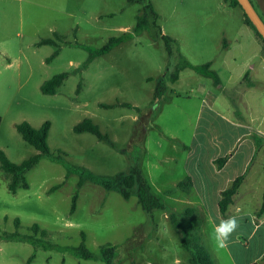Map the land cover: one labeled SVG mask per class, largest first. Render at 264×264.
I'll return each instance as SVG.
<instances>
[{"label":"rangeland","instance_id":"rangeland-1","mask_svg":"<svg viewBox=\"0 0 264 264\" xmlns=\"http://www.w3.org/2000/svg\"><path fill=\"white\" fill-rule=\"evenodd\" d=\"M225 1L143 0L131 5L127 0H0V152L15 165L38 155L16 127L28 122L40 129L49 122L47 143L52 155L42 156L24 174L29 188L22 189L20 183L15 194L9 191L10 176L0 169V264H27L33 254L32 264H106L76 257L73 249L82 244L95 256L105 245L123 247L125 256L116 264H191L171 215L191 235L193 227L201 226L202 242L215 264H245L264 251L261 231L252 236V220L243 217H236L240 226L228 246L215 247L210 236L220 221L211 225L204 215L186 211H197L199 201L205 199L214 212L217 193L182 194L173 185L181 177L180 164L167 176L158 171L168 165L152 167L167 158L182 159L183 153L173 147L190 143L200 119L196 97L201 96L202 86L215 90L213 80L186 70L177 88L184 94L180 99H166L154 119L138 111L150 106L157 79L171 85V74L182 64H209L225 82L223 47L234 44L242 17L240 9L233 10ZM56 34L63 36L58 47L37 45ZM162 35L173 39L171 57ZM117 37L123 38L120 44L100 53ZM58 49V56L48 62ZM63 73L67 78L56 94L44 95L42 84ZM191 89L196 97L189 94ZM238 98L232 94L227 101L236 105L234 115L243 130L235 132L216 116L206 122L204 115L199 123L209 124V130L201 142L210 143L216 136L230 146L252 131L264 132V98L254 100L252 114ZM225 108V101L217 103L220 114H227ZM87 119L109 137L111 146L92 134L74 133V127ZM250 140L258 141L255 136ZM246 148L243 143L238 149L244 153ZM140 158L141 171L165 207L152 215L142 210L135 194L127 201L89 180L80 187L79 173L69 170L79 167L110 179L127 172ZM34 225L47 236H34ZM14 234L16 238L7 239ZM30 236L39 241L36 246L26 239Z\"/></svg>","mask_w":264,"mask_h":264},{"label":"crops","instance_id":"crops-1","mask_svg":"<svg viewBox=\"0 0 264 264\" xmlns=\"http://www.w3.org/2000/svg\"><path fill=\"white\" fill-rule=\"evenodd\" d=\"M225 1V0H224ZM258 14L264 21V0H250ZM225 3L232 8L228 2ZM237 10L240 8H232ZM241 10V9H240ZM242 12L241 26L235 34L233 45H226L223 47V53L225 54L221 67H223L226 75L225 82L219 76L220 84L215 85V90H209L208 88H202L200 92L201 96H195L192 94L193 89L189 91V94L195 96L199 100V117L198 121H203V117L206 122L211 117L220 118L224 124L240 133L243 130V125L241 124L240 118L235 117L236 105H231L227 101L232 94H236L239 98L241 97L243 107L246 110L253 111L254 100L258 98H264V46L262 42L257 38L254 31L246 25L244 13ZM190 70V69H186ZM185 71V70H184ZM182 74H180L179 79L174 84L168 85L169 90L166 99L170 101L173 98L180 99L182 95L178 92L177 88L180 86L182 80ZM194 72L193 70H190ZM221 71V70H220ZM186 72V71H185ZM199 78H206L196 72ZM217 73V72H216ZM193 80V76L189 77ZM209 79V78H208ZM195 81V80H194ZM195 82L190 83L192 87ZM197 84V82H196ZM198 85V84H197ZM262 89V90H261ZM189 94L185 93L186 98H189ZM238 98V99H239ZM166 100V101H167ZM225 101L227 103V114H220L217 112V103ZM253 103V104H252ZM198 124L195 126L193 131L192 139L189 144L181 143L180 145H175L174 150L182 152V159L178 162L177 159L171 161L168 160L161 161L160 163L154 164L152 167L156 170L162 168L163 165H168L169 167L161 170H157L162 175H169L173 173L174 168L179 164L182 169L181 177L174 183L175 190L183 193H217L216 204L214 212L210 210L207 200H200L198 205L199 209L194 210V216L204 215L205 221L213 225L217 221L223 219L219 211V201L221 199V193L239 176L244 175V181L238 191V193L233 197V203H231L228 212L227 220L229 217H243L250 218L251 223L254 225L253 235L261 231V236L264 241V216L258 218L257 213L262 205V198L264 193V184L259 183L262 179V173L264 172V143L262 144V139H264V132L252 131L247 134L240 142L239 137L230 146L226 145L224 142L217 139L216 136L212 137L210 143L201 142V139L205 137L209 130V124L205 125ZM256 137L257 142L250 140L251 137ZM249 140V141H248ZM238 142V144H237ZM243 143L248 144L246 152L240 153V146ZM229 156V159L222 169H218L215 161L219 158ZM170 162H172L170 164ZM181 162V163H180ZM179 165V166H180ZM257 167V168H256ZM147 178V177H146ZM190 178L192 181V186L187 190H182L178 185L180 182ZM149 183L151 184L150 178ZM260 184V185H259ZM152 190L154 189L153 185ZM154 193V191H153ZM167 193H173L167 191ZM196 205V204H190ZM200 227L201 226L196 225ZM202 232V231H201ZM203 236V235H202ZM264 256V251L258 256V258L251 260L245 264L261 263V259Z\"/></svg>","mask_w":264,"mask_h":264},{"label":"trees","instance_id":"trees-1","mask_svg":"<svg viewBox=\"0 0 264 264\" xmlns=\"http://www.w3.org/2000/svg\"><path fill=\"white\" fill-rule=\"evenodd\" d=\"M128 4L134 5L138 4L140 5L143 0H127ZM229 5L232 8H240L243 13L244 10L240 6L239 2L237 0H228L227 1ZM148 8H151L152 11L153 7L151 4H149ZM147 10L144 12L146 13ZM245 22L246 25H248L255 33L257 38L262 42L264 46V40L261 37V35L257 32L256 28L253 26L251 21L248 19L246 14L244 13ZM63 39V36L56 34L55 39H44L40 41L37 45L39 46H55L58 47L57 40ZM162 39L165 42V47L167 54L169 57H171L172 54V46L171 43H173V39L170 37H167L165 35H162ZM122 37L117 38H111L108 43L102 47L100 53H107L110 52L114 46H117L122 42ZM59 54V49L56 50L52 56L48 59L49 60L57 57ZM186 69L193 70L194 72L213 80L215 85L220 84L219 76L216 74L215 71L210 69L209 64H204L202 66L194 67L190 64H182L180 66H177L175 68V71L170 76V83L174 84L178 81L179 76L181 72ZM67 78V73H63L57 76H54L49 81H46L42 84L40 90L44 95L53 96L56 94L57 89L62 86L64 80ZM168 83L165 81L164 78H159L156 81L155 89L153 93L152 102L150 103V106L143 110H138L140 112V115L142 117H148L150 119H154L158 114H160L161 111V105L166 101V97L168 94ZM129 106V105H126ZM104 108L110 109L111 106H104ZM1 123V120H0ZM50 123L46 122L43 124V126L40 129L33 128L28 122H23L19 125H17L16 129L21 134L22 138L25 142H27L29 145L34 147L39 154L32 157L28 161L23 162L21 165H15L11 163L6 155L3 152H0V169L5 172L8 176H10L11 182L9 186V191L11 193L15 194L17 192L19 185L21 183V188L27 190L29 188V185L24 179V174L30 171L39 161L41 160L42 156L51 158V152L48 147L47 139L50 131ZM74 133L76 134H83V133H89L94 136H96L100 141H106L111 146V140H109V137L107 135H104L100 128L94 124L91 120L87 119L84 120L82 123L76 125L73 129ZM142 142H140V145L142 146ZM229 159V156L219 158L215 161V164L217 168L220 170L222 169L225 164L227 163ZM70 171H74L79 173L81 177V181L79 183L80 187L82 186L83 182L85 180H89L90 182L99 184L104 188L105 190L114 191L117 192L124 200H130L132 195L135 194V196L138 199V203L141 206L142 210L152 215L154 211H162L165 209L164 205L160 201L157 195L153 193L152 186L149 183L148 179L144 175V172L141 171V158L137 160L136 164L129 168L127 172H120L116 175H114L112 178H102L97 177L92 174H90L87 170L79 167H74L69 169ZM244 175L237 177L222 193H221V199L219 201V211L220 214L226 219L227 218V212L228 209L233 203V197L238 193L243 181H244ZM182 190H187L192 186V181L190 178H186L178 185ZM262 205L257 213V217L260 218L264 216V193L262 198ZM76 200L77 196H74L73 198V204L71 208V213L73 214L76 209ZM194 213L193 209H188L186 211V214L190 215ZM171 222L175 224V226L179 229L181 236H182V245L183 247L190 253L191 255V264H215L214 260L209 252V250L204 246L202 242V238L200 235V229L199 227L195 226L192 228L194 230V234L191 235L189 230L185 229L180 225L175 215H171ZM15 226L17 229L20 228V222L17 219L15 221ZM31 231L33 232L34 236L41 235L42 238H45L47 236L46 231L41 230V228L38 225H34L31 228ZM17 237V234L7 236V239H14ZM28 241L33 243V245H37L39 241H36L32 236L26 238ZM83 240L84 237H83ZM73 253L76 257L84 260H100L102 262H105L106 264H116L119 260L123 259L125 256L124 248L121 246H115V245H105L100 248V255L95 256L91 251H89L84 244L79 246L78 248L73 249ZM35 259V255L33 254L27 264H32L33 260ZM253 264H264V256L261 259V263H253Z\"/></svg>","mask_w":264,"mask_h":264},{"label":"clouds","instance_id":"clouds-1","mask_svg":"<svg viewBox=\"0 0 264 264\" xmlns=\"http://www.w3.org/2000/svg\"><path fill=\"white\" fill-rule=\"evenodd\" d=\"M240 224L235 216L229 217L227 220H221L211 233V240L215 247L226 248L229 243L230 236L239 228Z\"/></svg>","mask_w":264,"mask_h":264},{"label":"water","instance_id":"water-1","mask_svg":"<svg viewBox=\"0 0 264 264\" xmlns=\"http://www.w3.org/2000/svg\"><path fill=\"white\" fill-rule=\"evenodd\" d=\"M244 10V13L251 21L253 26L256 28L257 32L261 35L264 40V21L258 14L257 10L253 6L250 0H237Z\"/></svg>","mask_w":264,"mask_h":264}]
</instances>
